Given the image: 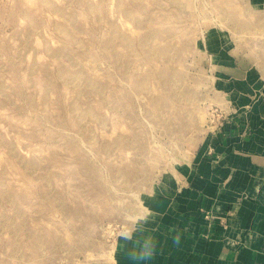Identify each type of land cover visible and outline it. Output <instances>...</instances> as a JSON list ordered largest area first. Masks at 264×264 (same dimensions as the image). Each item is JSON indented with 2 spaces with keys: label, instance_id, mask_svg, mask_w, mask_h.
Here are the masks:
<instances>
[{
  "label": "rangeland",
  "instance_id": "rangeland-1",
  "mask_svg": "<svg viewBox=\"0 0 264 264\" xmlns=\"http://www.w3.org/2000/svg\"><path fill=\"white\" fill-rule=\"evenodd\" d=\"M246 64L264 0H0V264H129Z\"/></svg>",
  "mask_w": 264,
  "mask_h": 264
},
{
  "label": "crops",
  "instance_id": "crops-1",
  "mask_svg": "<svg viewBox=\"0 0 264 264\" xmlns=\"http://www.w3.org/2000/svg\"><path fill=\"white\" fill-rule=\"evenodd\" d=\"M244 71L245 94L233 98L251 106L214 134L212 159L196 161L181 194L153 211L129 264H264V65Z\"/></svg>",
  "mask_w": 264,
  "mask_h": 264
},
{
  "label": "clouds",
  "instance_id": "clouds-1",
  "mask_svg": "<svg viewBox=\"0 0 264 264\" xmlns=\"http://www.w3.org/2000/svg\"><path fill=\"white\" fill-rule=\"evenodd\" d=\"M150 258V257H149Z\"/></svg>",
  "mask_w": 264,
  "mask_h": 264
}]
</instances>
